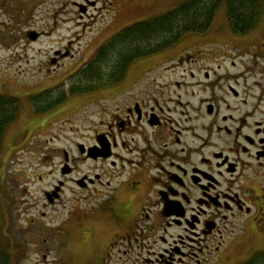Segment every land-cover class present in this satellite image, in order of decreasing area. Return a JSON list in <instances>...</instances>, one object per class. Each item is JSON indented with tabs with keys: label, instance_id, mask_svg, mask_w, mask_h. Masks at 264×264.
<instances>
[{
	"label": "flooded vegetation",
	"instance_id": "af4514ba",
	"mask_svg": "<svg viewBox=\"0 0 264 264\" xmlns=\"http://www.w3.org/2000/svg\"><path fill=\"white\" fill-rule=\"evenodd\" d=\"M258 44L264 53V39ZM216 45L206 48L210 52L203 51L202 59L195 45L184 55L170 54L173 46L138 59L111 85L138 89L150 76L143 66L156 60L159 77L178 72L167 98L139 89L133 101L119 107L32 108L31 122L12 142L1 143V183L7 166L2 160L51 122L43 155L57 162L58 175L44 193L46 209L70 186L80 211L86 209L83 220L96 223L113 258L136 256L132 264H219L230 240L240 237L237 225L242 233L250 226L264 231V87L257 78L264 76V63L258 46L250 51L233 46L241 57L236 68L209 55L228 57L231 46ZM55 53L53 66L71 56ZM58 113L76 129L74 137L62 135L70 143L56 147L51 145L60 133L51 130V120Z\"/></svg>",
	"mask_w": 264,
	"mask_h": 264
},
{
	"label": "rangeland",
	"instance_id": "374dc122",
	"mask_svg": "<svg viewBox=\"0 0 264 264\" xmlns=\"http://www.w3.org/2000/svg\"><path fill=\"white\" fill-rule=\"evenodd\" d=\"M183 1L0 0V94L19 98V118L6 130L2 144L12 142L20 128L31 122L28 115L31 119L32 108L45 101L41 96L48 94L47 90L51 91L49 94L68 90L76 80L75 74L81 65L96 54L99 45L124 26L160 15ZM222 6L209 30L186 35L175 45L176 51L170 54L184 55L187 48L190 47V50L195 45L202 50L198 52L202 59L206 52H210L206 48L225 42L231 46L226 52L227 58L213 52L209 55L218 60L227 59L236 68H241V57L237 56L238 52L233 46L250 51L248 48L258 46L264 39V5L260 18L252 30L245 33L249 35L246 37L245 34L232 31L226 4ZM34 32L38 33L36 39L30 36ZM227 46L224 45L222 49L226 50ZM56 50H62L64 56H71L60 59L59 64L53 66L51 58L58 56ZM258 54L263 64L264 53L259 46ZM155 62L143 66V71H148L150 76L140 81L138 89L126 90L125 85L107 86L85 94L68 96L55 107H72L70 111L76 107H119L133 101L139 89L148 90L149 96L159 97L160 94L167 98L168 92L173 89L169 83L178 72H165L159 77V67L155 68ZM134 65H131L126 75ZM257 78L263 85L260 87H264V76L258 73ZM159 88L162 92H159ZM40 94L35 103L33 97ZM63 116V113H58L51 120V130L60 133L51 146L59 147L71 142L62 135L66 138L70 135L74 137L76 126L72 130L70 123L62 120ZM46 123L45 129L42 125L37 128L32 133L34 137L18 152L2 160L7 166L4 184L0 181V228L4 232L10 231L13 234L10 242L23 249L17 258L18 264H122L125 259L126 264H132L136 256L112 257V251L107 250L109 241L96 233V223L83 220L82 215L86 209L80 211L74 198L76 194L72 193L70 186L66 187L60 200L45 208L44 193L58 175V172L53 173L57 162H50L43 155L47 137L45 132L51 122ZM61 127L63 131H59ZM260 223L264 225V220L260 219ZM239 225L236 226V232L240 233V237L235 241L230 240L226 256L219 264H240L255 252L264 250L262 226H250L249 230L247 227L243 234V228Z\"/></svg>",
	"mask_w": 264,
	"mask_h": 264
},
{
	"label": "trees",
	"instance_id": "16d2710c",
	"mask_svg": "<svg viewBox=\"0 0 264 264\" xmlns=\"http://www.w3.org/2000/svg\"><path fill=\"white\" fill-rule=\"evenodd\" d=\"M224 4L232 31L245 34L260 18L264 0H185L160 15L126 25L102 43L93 59L77 71L76 80L68 90H59V94H49L51 91L47 90L48 94L33 97L35 103L39 96L45 100L37 105V110L55 107L68 96L85 94L120 82L138 59L171 48L186 35L209 30ZM18 99L0 94V147L7 127L19 118ZM0 235H4L0 236V264H18L17 258L23 249L10 242L13 237L10 231L4 232L0 228ZM240 264H264V250L255 252Z\"/></svg>",
	"mask_w": 264,
	"mask_h": 264
},
{
	"label": "water",
	"instance_id": "95a60500",
	"mask_svg": "<svg viewBox=\"0 0 264 264\" xmlns=\"http://www.w3.org/2000/svg\"><path fill=\"white\" fill-rule=\"evenodd\" d=\"M30 36H31V38L36 39V38L38 37V33H35V32H34V33L31 34Z\"/></svg>",
	"mask_w": 264,
	"mask_h": 264
}]
</instances>
